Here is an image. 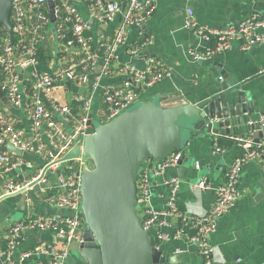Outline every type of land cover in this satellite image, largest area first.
<instances>
[{
    "label": "built area",
    "instance_id": "obj_1",
    "mask_svg": "<svg viewBox=\"0 0 264 264\" xmlns=\"http://www.w3.org/2000/svg\"><path fill=\"white\" fill-rule=\"evenodd\" d=\"M157 0H54L56 21L51 22L46 0H11V26L13 41L8 34L0 36V86L11 107L20 109L31 123L33 141L26 140L23 132L16 127L15 121L0 100V173L5 176V191L8 194L25 191L40 184L44 178L43 170L31 177L20 176V171L30 167V160L6 149L11 143L24 153L45 154L50 158L48 169L57 170L58 190L47 194L46 200L56 207L70 210L67 215H27L11 224L6 232L5 249L0 252L10 261L11 254L23 238L28 228L50 230L59 239L53 243L41 244L35 250L23 252L21 260L25 264H68L69 249L74 244L78 249L83 242L84 220L81 211L80 173L89 163L82 159L70 160L63 169L57 161L67 150L80 143L88 127L90 98L74 95V100L82 103V115L75 116L71 106L53 94L57 84L65 82L85 85L91 81L92 88H101L103 101V121L106 122L137 102L139 93L169 76V69L156 57L146 56L143 64L124 63L125 79L118 85H102L104 77L112 73L115 52L125 43L129 26L137 29V43L128 46V53L135 57L147 43L142 30L153 13ZM83 2L90 14L102 21L120 15V22L110 40H103L98 49H92L88 20L81 15L78 4ZM184 27L206 42L203 50L192 51L195 61L209 59L216 52L227 49L231 42L239 40L240 48L248 50L254 45L264 44V15L254 13L236 26L226 28H207L197 22L193 11L187 9ZM211 40L214 42L211 44ZM43 51L48 60H40ZM45 64L48 70L40 69ZM48 103L52 109L47 106ZM55 113L65 122L73 123L67 129L56 119ZM258 122L264 132V111L250 121ZM43 132L49 138L54 152H47L42 140ZM245 149L224 172V181L215 187V200L209 210L199 214L182 213L174 199L164 208L151 206L150 177L162 174L168 168L179 166L181 150H173L163 160H153L151 167L148 159L137 177V210L144 229L151 232L159 246L171 240H186L195 243L205 264H210L213 248L208 238L216 229L218 220L234 205L238 198L237 182L242 166L260 152L264 153V134L253 142L250 133L243 136H231ZM250 148H249V147ZM74 162L76 165H72ZM196 167H199L196 163ZM46 170V171H47ZM60 170V171H59ZM42 174V175H41ZM173 190L177 179L171 180ZM194 187L197 190L209 188L206 178H200ZM179 218L182 226L172 232L166 228L172 225L173 218ZM180 251V250H177ZM35 253L48 255L46 261H28Z\"/></svg>",
    "mask_w": 264,
    "mask_h": 264
},
{
    "label": "crops",
    "instance_id": "obj_2",
    "mask_svg": "<svg viewBox=\"0 0 264 264\" xmlns=\"http://www.w3.org/2000/svg\"><path fill=\"white\" fill-rule=\"evenodd\" d=\"M125 3L126 0H119ZM79 11L88 20L90 45L98 49L104 40H110L120 22V15H115L102 22L94 18L85 3L79 2ZM187 9H191L197 22L207 28H226L236 26L250 15H264V0H157L156 6L142 28L147 43L135 57L128 53V46L137 43V29L129 26L124 44L115 52L112 73L104 77L102 85H118L124 81L122 66L124 63L143 64V58L154 56L170 71L169 76L139 93L137 102L155 98L175 97L197 99L218 86L217 74L224 72L232 80H248L251 91L250 105L254 110L249 116L256 118L264 111V44L254 45L248 50L240 48L241 42L234 40L230 46L216 52L209 59L195 61L192 51L203 50L206 42L184 27ZM214 40H211V44ZM40 69L48 70L45 64ZM53 94L71 106L75 116L82 115V103L75 101L74 95L90 98L88 116L93 124L102 123L103 101L101 88H92L91 81L85 85L67 83L57 84ZM10 116L16 127L23 132L26 140L33 141L31 123L26 115L14 107ZM57 120L65 128L73 123L64 121L55 113ZM42 140L47 152H54L49 138L43 132ZM218 141V142H217ZM245 148L230 137L212 142L205 136H197L189 141V154L192 157L185 177L178 172V167L168 168L162 174L151 176V206L164 208L171 197L182 213L199 214L210 209L215 200V187L224 181V172L232 162L240 157ZM23 157L30 160L31 166L20 171V176L31 177L40 173L50 161L45 154L24 152ZM198 163L199 167H196ZM5 175L0 173V198L6 193ZM39 189L33 187L12 194L0 200V252L5 249L6 232L11 224L27 215H67L70 210L56 207L45 198L59 188L57 170L48 169L43 175ZM178 183L173 190L171 180ZM200 178H206L209 188L197 190L194 185ZM238 198L234 205L218 220L216 229L208 241L213 248L210 264H264V153L248 160L241 168L237 182ZM182 226L179 218L172 219V225L166 232H172ZM56 234L50 230L28 228L7 261L0 253V264H24L23 252L35 250L41 244L53 243L60 246ZM170 256L164 264H205V259L195 243L186 240H171L160 245ZM180 250V251H177ZM78 251V252H76ZM73 252L77 253L74 254ZM48 255L35 253L28 261H46ZM68 264H86L79 249L72 244L67 258Z\"/></svg>",
    "mask_w": 264,
    "mask_h": 264
},
{
    "label": "water",
    "instance_id": "obj_3",
    "mask_svg": "<svg viewBox=\"0 0 264 264\" xmlns=\"http://www.w3.org/2000/svg\"><path fill=\"white\" fill-rule=\"evenodd\" d=\"M46 5L50 21H56L54 0H46ZM10 15L11 0H0V28L12 42ZM216 79L218 86L196 100L159 97L136 102L106 122L88 121L82 141L56 160L60 169L75 159L91 163L81 169L79 186L84 220L79 252L86 264H164L172 259L144 229L138 214L137 177L146 159L151 167L153 160H163L173 150H181L178 172L185 177L192 158V138L206 135L214 142L251 132L257 143L263 137L261 125L250 123L255 119L249 116L254 110L247 83L252 78L237 81L220 72ZM0 100L11 108L1 86ZM6 149L23 155L11 143ZM39 187L33 185L35 190ZM8 195L12 194L0 200Z\"/></svg>",
    "mask_w": 264,
    "mask_h": 264
},
{
    "label": "trees",
    "instance_id": "obj_4",
    "mask_svg": "<svg viewBox=\"0 0 264 264\" xmlns=\"http://www.w3.org/2000/svg\"><path fill=\"white\" fill-rule=\"evenodd\" d=\"M5 34V29L4 28H0V36H3ZM89 33L87 32V35H88ZM40 60L42 61V62H46L47 60H48V56H46L45 54H44V52L43 51H40ZM104 107V106H103ZM102 109H104V108H102ZM71 164L72 165H76L74 162H71ZM63 169V168H62ZM60 171V170H59ZM25 264V263H24Z\"/></svg>",
    "mask_w": 264,
    "mask_h": 264
},
{
    "label": "rangeland",
    "instance_id": "obj_5",
    "mask_svg": "<svg viewBox=\"0 0 264 264\" xmlns=\"http://www.w3.org/2000/svg\"><path fill=\"white\" fill-rule=\"evenodd\" d=\"M102 122H104L103 120H102ZM97 124V123H96ZM91 163L89 162V165H90ZM76 252H78V251H76ZM74 254H77V253H75V252H73Z\"/></svg>",
    "mask_w": 264,
    "mask_h": 264
}]
</instances>
